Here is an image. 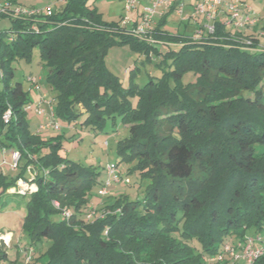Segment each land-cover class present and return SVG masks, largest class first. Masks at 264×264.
Masks as SVG:
<instances>
[{
  "label": "trees",
  "instance_id": "16d2710c",
  "mask_svg": "<svg viewBox=\"0 0 264 264\" xmlns=\"http://www.w3.org/2000/svg\"><path fill=\"white\" fill-rule=\"evenodd\" d=\"M63 1L51 16L0 29V148L19 154L15 176L0 173V212L24 209L21 235L0 237V264H244L224 247L239 253L246 239L264 235V52L243 43L255 47L264 25L235 30L216 20L207 34L201 25L189 31V18L179 21L181 34L151 31L162 52L129 26L104 22L87 0ZM118 45L157 55L161 76L125 87L104 60ZM34 49L55 119L93 131L116 119L126 127L113 165L120 182L134 176L124 183L138 189L145 181L140 199L99 196L104 180L94 167L62 158L61 135L30 129L12 64ZM189 72L195 79L184 83ZM19 180L36 190L19 194Z\"/></svg>",
  "mask_w": 264,
  "mask_h": 264
},
{
  "label": "rangeland",
  "instance_id": "374dc122",
  "mask_svg": "<svg viewBox=\"0 0 264 264\" xmlns=\"http://www.w3.org/2000/svg\"><path fill=\"white\" fill-rule=\"evenodd\" d=\"M231 1L249 6L257 15L258 24L264 25V0ZM7 3L10 5L11 10L20 7L26 10L50 9L52 12L60 10L64 5L63 0H0V4L2 5ZM87 3L88 5L96 7L103 21L107 23L121 22L126 17L129 21H135L138 17L137 13L142 10L139 2L136 6V10H138L133 12H126L121 0H87ZM201 20L196 21L198 26L202 24ZM223 22L228 23L229 17H225ZM193 25H186L189 31L195 28ZM10 26H12L11 18L7 15L0 16V29H8ZM129 26L132 27L131 24ZM231 28V26H228V29ZM165 30L172 35L183 33L184 24H180L174 12L169 14V18L165 24ZM139 40L145 44H154L157 41L154 45L162 52L166 48L150 35L145 36V38L142 36ZM244 46L246 47V44ZM151 57L147 59L145 53L134 50L130 45H118L108 48L104 60L107 69L116 75L125 87H129L130 81L134 85L141 87L147 82L150 76L158 78L162 74V71L157 67V63L160 61L159 57L157 55H152ZM12 67L14 73L13 82L21 84L22 90L27 94L28 103L33 105L32 109L28 110L26 115L29 127L30 129H40V127L48 122L45 116H37L34 112L37 104L40 103V92L47 94L48 101L54 97V93L44 85V81L41 83H39L40 81L38 82V89L30 82L32 78L43 80L46 74V69L42 66L38 50H33L29 60H17L12 64ZM194 79L195 77L190 72L183 76L184 83L192 82ZM41 107L44 108V106ZM55 121L60 126L59 130H40L39 135L43 138H49L52 135H61L62 147L59 151L60 156L71 162L80 163L85 167H94L100 174V180H104L106 167L117 163L119 160L116 155V143L127 137L128 131L126 127L120 123L119 119H116L114 124L107 121L101 130L94 131L80 124H71L68 127L64 126L57 118ZM119 168L124 173V165L120 164ZM26 170L25 176L30 179L34 172L30 169ZM11 175L15 176V172L11 173ZM122 177L129 179L131 183L137 182L134 176L123 175ZM19 181L22 182L24 180ZM140 183L141 185L138 189L130 187L124 182L113 183L107 188V193L112 198L127 196L131 200L140 199L143 194L145 181ZM26 189L35 191L36 188L34 185L26 182ZM23 215L24 209L18 210L14 209V207H7L0 212V237L4 242H9L14 234L18 233L21 235L19 229ZM15 250L16 248L14 247L8 250L9 257L12 260L15 258ZM22 259L23 257L20 254L18 261H22Z\"/></svg>",
  "mask_w": 264,
  "mask_h": 264
},
{
  "label": "built area",
  "instance_id": "2783aa9c",
  "mask_svg": "<svg viewBox=\"0 0 264 264\" xmlns=\"http://www.w3.org/2000/svg\"><path fill=\"white\" fill-rule=\"evenodd\" d=\"M124 5V10L126 12H133L136 10L137 3L139 0H121ZM184 3L183 2H174L171 0H149L148 4L142 7L141 12L139 13L137 19L135 21H129L128 18H124L121 22V26H129L127 32L129 34H134L139 38L144 36H148L151 31V25L153 20L157 14H164L166 12H174L178 17L181 23H185L189 20V18L197 20L198 16L204 18V22L200 24L203 28V31L207 34H212L215 31L214 23L217 20V17L222 15L224 17H229V22L226 23L227 26H231L235 30H244V29H252L255 24H257L256 14L255 12L245 4H238L235 1L231 0H195V3L192 7V14L188 16L184 12ZM161 10V11H159ZM52 11L50 9L40 10V9H22L17 7L11 10L10 5L0 4V16L7 15L11 18V20L16 19H25L30 18L33 15H46L51 16ZM201 31H197V35L195 39H197L200 35ZM258 39L255 47L251 40H245L243 43L246 44V48L250 51H263L264 52V33L259 32L256 34ZM157 42V41H156ZM155 42V43H156ZM154 43V44H155ZM30 82L38 89L39 79L32 78ZM46 106V108H42L41 106ZM31 104L24 107V111H28L32 109ZM35 114L37 116H45L47 119V124L40 127V130H59L60 126L55 121L54 110L52 107V103L50 101L45 100L43 97L40 99V103L37 104L35 110ZM12 117L11 109L8 107L2 114V121L4 123H9ZM106 144V143H105ZM19 159V154L17 152L11 153V165L10 168H16V163ZM119 169L112 165H109L105 169V179L98 190L99 196H105L107 194V188L110 187L113 183H118L121 181ZM124 182H128V179H124ZM16 192L19 194H24L29 191L26 189V182L18 181ZM36 190V189H35ZM14 189L12 190V192ZM31 192V191H29ZM33 192V191H32ZM55 207H58V204H54ZM65 216L68 217V212L65 213ZM225 252H229L234 256L235 259L241 260L244 264H252L259 257L264 256V235L256 238L246 239L245 244H243V248L240 249L239 253H235V251L228 245L224 247ZM28 260V258H27Z\"/></svg>",
  "mask_w": 264,
  "mask_h": 264
},
{
  "label": "crops",
  "instance_id": "0c3cea01",
  "mask_svg": "<svg viewBox=\"0 0 264 264\" xmlns=\"http://www.w3.org/2000/svg\"><path fill=\"white\" fill-rule=\"evenodd\" d=\"M171 1H174L176 3L178 2H183L184 3V12L186 15L188 16H191L192 14V7L195 3V0H189V1H186V0H171ZM149 0H139V5H141L142 7L146 4H148ZM138 10V9H137ZM136 10V11H137ZM141 11V10H140ZM140 11L137 13V15H139ZM161 11V10H159ZM169 14H171V12H166L164 14H157L153 20V23L151 25V28H152V31H154L156 28H161V29H164L165 30V24L169 18ZM199 19H202V23L204 22V18L203 17H200L198 16L197 20L195 21H199ZM194 20V19H193ZM193 20H191L190 22H192L191 25L197 27V22L194 23ZM217 20L218 21H224L225 20V17L220 15L217 17ZM258 23V22H257ZM39 83L43 82L42 79H39ZM40 92V91H39ZM44 98L45 100H47V94L46 93H41L40 92V99L41 98ZM48 101V100H47ZM52 101V99L50 100V102ZM52 103V102H51ZM44 106V105H43ZM46 108V106H44ZM11 153H12V150H6V149H1L0 148V173L2 174H7V175H10L12 172L11 168H10V165H11Z\"/></svg>",
  "mask_w": 264,
  "mask_h": 264
}]
</instances>
